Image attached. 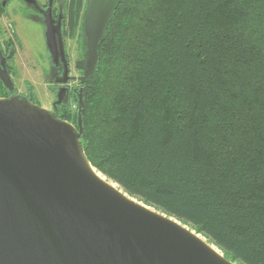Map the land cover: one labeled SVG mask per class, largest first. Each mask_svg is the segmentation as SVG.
Returning a JSON list of instances; mask_svg holds the SVG:
<instances>
[{
    "label": "trees",
    "instance_id": "1",
    "mask_svg": "<svg viewBox=\"0 0 264 264\" xmlns=\"http://www.w3.org/2000/svg\"><path fill=\"white\" fill-rule=\"evenodd\" d=\"M83 103L98 172L227 259L264 264V0H123Z\"/></svg>",
    "mask_w": 264,
    "mask_h": 264
},
{
    "label": "water",
    "instance_id": "2",
    "mask_svg": "<svg viewBox=\"0 0 264 264\" xmlns=\"http://www.w3.org/2000/svg\"><path fill=\"white\" fill-rule=\"evenodd\" d=\"M123 0H87L85 83ZM48 25L47 42L65 61ZM0 78L12 89L5 69ZM77 125L13 95L0 98V264H236L187 224L98 175Z\"/></svg>",
    "mask_w": 264,
    "mask_h": 264
},
{
    "label": "flooded vegetation",
    "instance_id": "3",
    "mask_svg": "<svg viewBox=\"0 0 264 264\" xmlns=\"http://www.w3.org/2000/svg\"><path fill=\"white\" fill-rule=\"evenodd\" d=\"M86 3L87 0L80 9V17L77 26L74 27L70 18V0H0V68L7 71L13 85L12 89L8 88L0 78V83L3 86V93L0 94V98L13 95L26 97L49 111L55 112L58 117L64 120H67L65 116H79L82 113L84 85L89 80L82 83L80 79L84 74L86 64L84 52L86 55L87 50H85L86 47H82L83 17ZM33 23H37L42 27L45 36L47 56L38 60V64L45 62L47 64V67H43L44 64L42 65L41 75L43 83L49 85L50 95H48L51 97V102L48 106L41 105L33 83L27 79L22 81L26 87L25 90L20 88L19 83L20 54L25 55V62L34 61L30 55L32 53L26 47L25 40L22 37L23 31ZM48 25L51 26L52 33L57 40L59 37L56 30L60 27L65 61L59 53V47L56 48L58 54L55 56L48 46ZM78 38V59L75 61V69L78 70V74H74L72 51L68 42ZM21 64L23 65L22 62ZM69 122L77 125L73 121Z\"/></svg>",
    "mask_w": 264,
    "mask_h": 264
},
{
    "label": "rangeland",
    "instance_id": "4",
    "mask_svg": "<svg viewBox=\"0 0 264 264\" xmlns=\"http://www.w3.org/2000/svg\"><path fill=\"white\" fill-rule=\"evenodd\" d=\"M85 1L86 0H84V4H85ZM22 37L25 40L26 47L32 53L30 55L32 56L34 61L29 63L26 60L27 62H25L24 61L25 60V55L23 53L20 54V56H19V58H20L19 63H20V67H21L20 70H19L20 88L22 90H25L26 87H25V85L23 84L22 81H24L26 79L29 80L31 83H33L35 85L34 88L37 90V93H38L39 98H40L41 105L48 106L50 104V102H51V97L49 96L50 94H49V90H48L49 89L48 88L49 85L43 83V79H42V75H41V67H42V65L44 64L43 67L44 66L47 67V64H46V62L43 63V64H38V60H40L42 57H46L47 56V50H46L45 41H44V37L45 36H44L43 30H42V27L39 24H37V23H33V24H31L29 26L28 29L23 31ZM68 43H69V45L71 47L70 49L72 51V63H73V66H74V74H78V70L75 69V61H77V59H78V51L77 50L79 48V38L78 39H74L72 41H69ZM85 44H86V38H85V34L83 32L82 47H86ZM86 56H87V51H86V55H85V52H84L85 61H86V58H85ZM21 62L23 63V65L21 64ZM37 67H39V68H37ZM100 174H102V173H100ZM103 176H105V175H103ZM105 178H106V180H108L110 182L112 181L107 176H105ZM111 183L113 185L115 184L116 187H119V185L117 183H115L114 181H112ZM134 198H136V197H134ZM136 199H138V198H136ZM155 209L158 210V211H161V210H159L157 208H155ZM200 236H203V235H200ZM201 238L202 239L205 238L204 240L208 241L212 246L214 245L205 236H203ZM217 250L219 252H222L219 248H217ZM234 263L238 264L237 262H234Z\"/></svg>",
    "mask_w": 264,
    "mask_h": 264
},
{
    "label": "bare ground",
    "instance_id": "5",
    "mask_svg": "<svg viewBox=\"0 0 264 264\" xmlns=\"http://www.w3.org/2000/svg\"><path fill=\"white\" fill-rule=\"evenodd\" d=\"M97 172V171H96ZM98 173V175L100 176V177H102L103 179H105L106 180V178H105V176H103L102 174H100L99 172H97ZM115 185V184H114ZM116 186V185H115ZM200 237H203V236H200ZM203 239H205V238H203ZM212 247H214V249H216L217 250V248L213 245ZM218 251V250H217Z\"/></svg>",
    "mask_w": 264,
    "mask_h": 264
}]
</instances>
